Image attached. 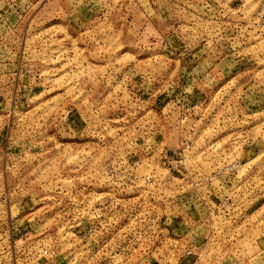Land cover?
Segmentation results:
<instances>
[{
	"label": "rangeland",
	"instance_id": "obj_1",
	"mask_svg": "<svg viewBox=\"0 0 264 264\" xmlns=\"http://www.w3.org/2000/svg\"><path fill=\"white\" fill-rule=\"evenodd\" d=\"M217 168L205 252L264 264V0H0V264L183 263L168 208Z\"/></svg>",
	"mask_w": 264,
	"mask_h": 264
},
{
	"label": "built area",
	"instance_id": "obj_2",
	"mask_svg": "<svg viewBox=\"0 0 264 264\" xmlns=\"http://www.w3.org/2000/svg\"><path fill=\"white\" fill-rule=\"evenodd\" d=\"M192 144L189 142H184L182 147L176 152V156L174 159L166 158V163L168 166L169 176L173 179L179 178L182 179V175L173 176L172 171L179 170L184 168L187 162V153L191 151ZM166 152V151H165ZM220 169H216L215 174H196L192 172L189 174L188 179L190 181V188L194 189L192 194L193 201L190 198V201L187 204V208H168L176 211L177 209L181 212H184L185 219L184 221H180V224L183 223L184 227V242L187 244L185 246L184 255L187 257L186 259H191L195 263L204 264V260L213 261L217 260L222 252H220L217 256H210L206 251V244H213L215 249H221L220 246L223 241L226 240L227 234L223 231L224 226H232V231H234L239 226V213L240 208H224L225 200H221L220 198V190L219 196L218 191L210 188L211 184L214 181H217L220 178ZM168 176V177H169ZM201 187H205V192L199 191ZM216 187V186H215ZM192 200V201H191ZM228 206V205H226ZM84 210V208H81ZM87 211L93 210L92 208H85ZM176 219V216H167L172 222ZM164 218L161 221V217L159 214H155L149 219V223L147 227L150 229L151 235L157 240L160 233L163 229L167 227L168 224H165ZM230 219V220H229ZM84 221L79 217L76 221L75 226L78 227L83 224ZM162 226V227H161ZM89 227V226H88ZM90 230V229H89ZM235 233H233L234 235ZM179 239H174L173 241H178ZM198 246V248L196 247ZM177 251L175 246H172L170 251ZM205 252V253H204ZM172 257L169 252L160 255L158 252L153 253L152 257ZM142 258L144 256H141ZM223 254L221 258L217 261L219 264H223ZM176 258V256H174ZM162 259V258H160ZM180 259V258H179Z\"/></svg>",
	"mask_w": 264,
	"mask_h": 264
},
{
	"label": "crops",
	"instance_id": "obj_3",
	"mask_svg": "<svg viewBox=\"0 0 264 264\" xmlns=\"http://www.w3.org/2000/svg\"><path fill=\"white\" fill-rule=\"evenodd\" d=\"M192 261H193V260H191V259H187V261H185V262H183V263L179 261L180 263H178V264H192ZM224 262H225V261H223V264H224ZM226 262L229 263L230 260H227V259H226ZM193 264H197V263H193Z\"/></svg>",
	"mask_w": 264,
	"mask_h": 264
}]
</instances>
